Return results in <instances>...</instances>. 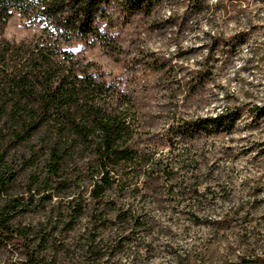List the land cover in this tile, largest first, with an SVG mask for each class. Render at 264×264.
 I'll use <instances>...</instances> for the list:
<instances>
[{
	"label": "trees",
	"instance_id": "1",
	"mask_svg": "<svg viewBox=\"0 0 264 264\" xmlns=\"http://www.w3.org/2000/svg\"><path fill=\"white\" fill-rule=\"evenodd\" d=\"M113 1L0 0V238L5 244L21 242L31 264H44L45 257L32 249L33 230L13 222L56 198L67 200L71 225L95 205L90 213L94 229L84 253L87 264H114L123 256L126 264H140V248L162 231L154 215L162 199L187 196L196 201L201 196L200 183L190 185V150L172 156L173 150L160 155L158 148L231 133L241 118L240 111L227 109L191 121L173 117L165 135L146 131L139 92L103 80L94 63L73 51V43L87 40L114 50L108 36L92 25ZM121 2L129 13L149 14L158 6L152 0ZM192 7L206 8L201 0H193ZM14 13L42 21L40 35L20 43L5 39ZM245 41L240 33L233 44ZM143 59L171 101L177 102L180 94L188 99L197 82L202 83V71L179 80L170 61ZM254 110L264 115V106ZM28 172L25 199L14 192ZM112 196L116 199L101 207ZM108 225L115 239L105 243L99 233Z\"/></svg>",
	"mask_w": 264,
	"mask_h": 264
},
{
	"label": "rangeland",
	"instance_id": "2",
	"mask_svg": "<svg viewBox=\"0 0 264 264\" xmlns=\"http://www.w3.org/2000/svg\"><path fill=\"white\" fill-rule=\"evenodd\" d=\"M152 1L158 6L145 14L129 13L121 0H114L92 24L108 36L114 50L108 52L87 40L73 43V51L94 63L103 80L139 92L146 131L153 134L165 135L173 117L191 121L230 109L240 111L241 118L231 133L158 148L160 155L173 150L172 156L190 150L194 158L188 170L190 185L198 181L201 196L196 201L187 196L163 198L154 211L162 231L148 238L137 260L140 264H264V115L259 117L254 110L264 106V0H201L203 11L192 7L193 0ZM43 24L14 13L3 36L16 43L31 40L40 35ZM240 33L246 41L234 45ZM211 39L221 44L214 47ZM227 43L232 47L224 46ZM146 56L170 61L179 80L202 71V83L197 82L188 99L180 94L177 102L171 101L145 68ZM28 176L29 172L14 192L25 199ZM84 194L88 197L87 189ZM111 199L116 197L101 207L110 205ZM94 207L90 204L85 217L71 225L67 200L56 198L20 215L13 224L33 230L32 249L45 257L44 264H87L84 253L94 229L90 215ZM99 234L105 243L115 239L110 225ZM126 261L123 256L114 264ZM0 264L31 263L21 242L5 244L0 238Z\"/></svg>",
	"mask_w": 264,
	"mask_h": 264
}]
</instances>
